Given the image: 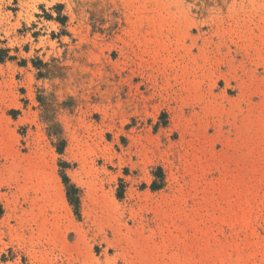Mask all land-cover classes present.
Instances as JSON below:
<instances>
[{"label":"rangeland","instance_id":"rangeland-1","mask_svg":"<svg viewBox=\"0 0 264 264\" xmlns=\"http://www.w3.org/2000/svg\"><path fill=\"white\" fill-rule=\"evenodd\" d=\"M0 60V264H264V0H0Z\"/></svg>","mask_w":264,"mask_h":264},{"label":"trees","instance_id":"trees-1","mask_svg":"<svg viewBox=\"0 0 264 264\" xmlns=\"http://www.w3.org/2000/svg\"><path fill=\"white\" fill-rule=\"evenodd\" d=\"M0 62H2V61L0 60ZM64 181H65V184H69V181H68L67 177H64ZM157 188L158 187L154 186V189H157Z\"/></svg>","mask_w":264,"mask_h":264}]
</instances>
